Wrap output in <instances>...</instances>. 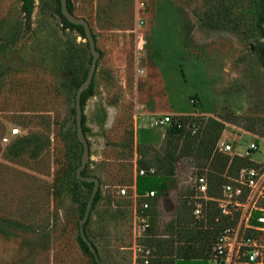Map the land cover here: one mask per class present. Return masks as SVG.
I'll list each match as a JSON object with an SVG mask.
<instances>
[{"label": "rangeland", "instance_id": "obj_1", "mask_svg": "<svg viewBox=\"0 0 264 264\" xmlns=\"http://www.w3.org/2000/svg\"><path fill=\"white\" fill-rule=\"evenodd\" d=\"M145 1V25L138 26L134 0H72L73 14L88 21L102 54L83 111L87 173L101 188L87 233L102 264L142 260L132 248V202L117 194L139 166L163 173L167 150L181 154L174 155L146 237L136 240L151 259L157 241L169 240L171 220L190 228L196 219L190 192L196 175H207L209 192L217 194L228 167L264 168V67L255 51L264 42L257 25L262 0ZM56 2L33 0L26 22L21 0H0V264H93L77 242L89 190L74 178L81 146L72 115L90 53L76 31L63 28ZM163 114L184 123L181 136L169 135L170 125L150 126ZM10 127L20 133L3 145ZM217 132L206 159L199 141ZM20 140L26 143L12 152ZM219 140L231 145L230 153L219 151ZM251 142L259 150L243 157ZM211 206L197 220L215 215ZM214 223L218 228L221 219ZM246 234L263 247L264 261V231ZM158 252L169 264L168 251ZM210 253L205 248L203 257Z\"/></svg>", "mask_w": 264, "mask_h": 264}, {"label": "built area", "instance_id": "obj_2", "mask_svg": "<svg viewBox=\"0 0 264 264\" xmlns=\"http://www.w3.org/2000/svg\"><path fill=\"white\" fill-rule=\"evenodd\" d=\"M144 4H139L137 12V24H144ZM177 124L172 122L169 115L153 117L150 126ZM20 133L19 128L10 127L7 134L1 138L3 145L11 143V139ZM219 151L230 153L231 145L219 140ZM259 150V144L251 142L248 144L244 156L250 157ZM242 157V156H238ZM155 169H134V180L129 186L119 187L117 194L132 202V215L134 226L132 228L133 252L139 253L143 264H148L151 252L148 248L136 244L137 238L146 237L150 227L151 210L157 200L155 191H147L143 195L136 192L135 178L137 176L154 175ZM223 182L219 187L217 195H210L208 180L203 174L196 175L190 186L192 200V214L198 219L202 217L204 205L215 204L219 211L222 228L214 241L207 264H264L263 247L256 239L246 234V231H264V208L259 206V201L264 200V168L257 166H240L231 171L228 167L222 175ZM259 213V214H258ZM256 215V226L251 224L253 215ZM137 222V224H136Z\"/></svg>", "mask_w": 264, "mask_h": 264}, {"label": "trees", "instance_id": "obj_3", "mask_svg": "<svg viewBox=\"0 0 264 264\" xmlns=\"http://www.w3.org/2000/svg\"><path fill=\"white\" fill-rule=\"evenodd\" d=\"M262 3L264 6V0H262ZM56 4H57L56 12H57L58 17L61 20V24H62L63 28L74 30L83 39H85L82 27L68 23L60 14L59 0H57ZM67 7H68V10L71 13H73L72 0H67ZM21 12L24 16L25 21L29 22L31 14L33 12V0H21ZM263 23H264V15H263V17H261L259 19V21L257 23L258 28L260 30V34L264 38ZM94 38H95V35H94ZM87 48H88V45H87ZM255 51L261 57L262 65L264 67V42L261 45L256 46ZM101 56H102V54H101ZM90 61H91V55H90ZM87 71H88V68L84 71L81 80L76 84L75 92H76L77 88L80 86V84L85 80ZM94 83L95 82H94V78H93V81L90 84V86L81 94V107H82L81 123H82L83 133L85 134V136L88 133L89 129L85 125V116L83 114V111H84L85 102L94 95ZM72 115L75 116L74 107L72 109ZM178 123L180 124V127H177V124H175V123L170 124V126L167 130V133L169 135L181 136L184 133V123L181 120L178 121ZM73 124L75 126L74 119H73ZM74 134H75V132H74ZM218 137H219V132H217L215 134L214 140H212V138H210L208 136V137L199 141V146H200L201 151L203 152L202 155L204 158H206V159L209 158V156L213 150L214 143L216 142ZM75 138H76V136H75ZM189 139H190L189 145L191 147H193L194 145L197 144L196 138L194 136H191V138H189ZM191 139H192V141H191ZM25 143H26V140H20L17 145L13 146L12 152L20 150V148H22L23 144H25ZM79 145H80V143H79ZM81 151H82V148H81ZM179 152H177L176 149L167 150V152L165 153V158H163L162 161H160L161 165H165L166 163L168 164V167L164 170L163 173H160L159 170H157L154 167H150V166H148V167L139 166L138 167V169H145V170H147L149 168L155 169L154 175L137 176L135 178L136 192L138 195H143L147 191H155L157 193V197H158L160 195V192L164 191V189L166 188V182H167L168 178L173 175V167H171V163L173 162L172 160H173V158H175L174 155L178 156L179 158L181 157V154ZM184 155H189V154L184 153ZM235 159H237V158H235ZM239 159H242V158H239ZM230 167H231V165H230ZM248 167H250V166H248ZM236 168H238V167H236ZM87 169H88V167L86 166V168L82 171V175L89 176L87 173ZM74 178L76 181H78L75 177V171H74ZM78 182L84 188L89 190V195H90L91 190L93 188V183L80 182V181H78ZM222 182H223V178H222V176H220L218 178V186H217L218 191H219V187L221 186ZM210 195H217V194L210 193ZM100 200H101V188L99 187V190H98V192H97V194L93 200L91 212L95 209L97 203ZM155 205H156V203H154V206ZM212 205L213 206H211V207L214 209L213 213L215 215H213V216H210L209 214L204 215V218L202 220H200V219L199 220H197V219L193 220L192 219L193 221L191 223H193V224H191L190 228L188 226L186 227L184 223L182 224L176 218L171 220L170 224H169L171 234L169 236L168 235L166 236L167 237L166 239L169 238V240H165V241L162 240L160 242L157 241V243H156L157 247L155 246L157 251L154 252V257L152 259L150 258L148 264H162V262L160 261L162 255L159 254L158 250H162V251L167 250L168 251V260H170L169 264H206L207 263L206 260L210 254L206 258L203 257L205 248H207L208 252L210 251V249H212V246H213L214 241L218 235V232L222 228V222H221V224L219 223L220 225L218 228L216 226V223H214L215 219L219 218V217H217V216H219V211L216 208L215 204L212 203ZM85 207H86V204L81 206V208L79 209L81 217L84 214ZM150 214H151V212H150ZM258 214L253 215V217L251 219V224L254 226L257 225L255 219H256V215H258ZM89 221H90V216H89V219L87 220V222L84 224V229L86 232V236L91 241V239L89 238L88 233H87V225H88ZM261 227L264 228V224H262ZM77 242H78L83 254L91 257L93 264H96V262L92 256V254L90 253L86 243L80 238L79 233L77 236ZM91 243L93 244L94 248L97 251V247L95 246V244L92 241H91ZM153 250H155V248ZM97 253H98V251H97ZM140 264H143V260L140 261Z\"/></svg>", "mask_w": 264, "mask_h": 264}, {"label": "water", "instance_id": "obj_4", "mask_svg": "<svg viewBox=\"0 0 264 264\" xmlns=\"http://www.w3.org/2000/svg\"><path fill=\"white\" fill-rule=\"evenodd\" d=\"M59 6H60V14L61 16L70 24L81 26L83 29V33L85 36V42L88 45L89 53L91 55V61L90 66L88 68L86 78L85 80L80 84V86L77 88L74 96V122H75V136L77 141L80 143L82 151L80 156V164L75 169V177L80 182H87V183H93V188L91 190V193L89 195V198L86 203V207L84 210V214L79 220L78 223V233L80 238L86 243L90 253L92 254L96 264H102L100 257L94 248L91 241L86 236V232L84 229V224L89 219L91 210H92V204L93 200L99 190L100 182L99 179L96 176H84L82 175V171L86 168L88 162H89V144L88 140L86 139L85 134L83 133L82 129V123H81V117H82V107H81V94L90 86V84L93 81L97 62L101 57V54L99 50L96 47V41L94 38V34L91 30V27L88 23V21L82 17H77L73 13H71L68 10L67 7V0H59ZM263 29H264V23H263Z\"/></svg>", "mask_w": 264, "mask_h": 264}, {"label": "crops", "instance_id": "obj_5", "mask_svg": "<svg viewBox=\"0 0 264 264\" xmlns=\"http://www.w3.org/2000/svg\"><path fill=\"white\" fill-rule=\"evenodd\" d=\"M149 2V1H148ZM147 1H145V0H134V5H135V12H136V14H135V16L137 17V12H138V10H139V4L140 3H143L144 4V8H145V18L147 17V14H148V12H147V7H148V4L150 3H148ZM145 18H144V20H145ZM147 24V23H146ZM143 25H145V24H143ZM147 26V25H146ZM143 36V34H140L139 35V38L141 39V37ZM133 180H134V176H133Z\"/></svg>", "mask_w": 264, "mask_h": 264}]
</instances>
